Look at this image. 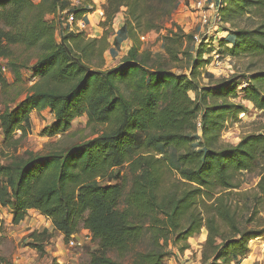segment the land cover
<instances>
[{
	"label": "trees",
	"instance_id": "trees-1",
	"mask_svg": "<svg viewBox=\"0 0 264 264\" xmlns=\"http://www.w3.org/2000/svg\"><path fill=\"white\" fill-rule=\"evenodd\" d=\"M39 1V7L49 13L62 10L59 0ZM181 1L105 0L102 24L112 23L125 10V23L115 42L119 45L140 32H156ZM223 3L224 23L231 14L247 13L249 8L264 11V0ZM31 4L28 0H0V23L9 29L0 28V59L9 57V47L16 44L32 48L45 40L47 51L33 69L37 79L33 92L19 107L0 115L5 146L17 145L20 138L15 139L16 134L24 136L30 130L33 111L49 110L54 116L55 124L45 131L49 137L66 132L83 115L104 131L64 156L14 158L7 166L0 165V206L11 210L12 224L22 222L28 211H37L51 221L64 241L81 225L102 251L90 264H117L105 256L107 251L132 253L131 264H162L170 243L183 252L187 240L205 228L201 263L241 264L249 254V242L264 236V217H260L264 170L250 218L243 215L251 205H233L230 196L239 188L236 175L251 171L258 154H264V136L247 137L235 147H214L225 122L245 113L242 106L227 101L230 96L238 97L236 83L223 81L203 88L194 84L193 77L204 64L200 56L190 77L148 67L149 53L137 57L134 51L115 68L91 70L87 62L108 49L105 36L97 40L87 39L83 33H65L56 43L53 27L43 21L19 30L20 17ZM180 31L164 38L162 47L170 58H177L182 39L192 42V37ZM234 38L233 44L220 39V47L231 46L227 50L232 57L238 53L264 55V25L251 35L234 33ZM167 40L172 46L164 45ZM260 78H249L240 93L255 109L264 111V89L259 92L253 85ZM120 85L134 87L130 100L119 93ZM6 86L0 65V87ZM190 92L195 94L194 100L189 98ZM163 94L168 101L159 106L157 97ZM198 130L201 138L194 145ZM124 165L131 183L120 206L126 178L116 185L102 182ZM167 175L175 179L170 183L172 190L163 188ZM178 185L188 189L180 190ZM257 223V227L245 229ZM146 237L147 248L136 251ZM31 238L36 244L44 243L36 233ZM43 248L34 247L40 253Z\"/></svg>",
	"mask_w": 264,
	"mask_h": 264
},
{
	"label": "rangeland",
	"instance_id": "rangeland-1",
	"mask_svg": "<svg viewBox=\"0 0 264 264\" xmlns=\"http://www.w3.org/2000/svg\"><path fill=\"white\" fill-rule=\"evenodd\" d=\"M61 3V11L47 12L39 7L40 1H31V7L26 9L19 20L18 29L28 30L39 21H43L51 25L54 29L53 40L59 43L65 37V33H83L87 39L106 38L108 49L98 58H91L87 62L91 70L108 71L126 62L129 51H134L137 57H141L149 53L147 66L162 67L161 69L174 74L175 76L190 77L191 69L195 60L201 58L204 64L197 69L196 78L193 77L194 84H198L200 88L215 87L217 83L223 81H234L238 86V97L232 99L230 96L227 101L238 106H242L245 113H240L236 119L229 118L225 122L222 131H220L214 147L218 150L237 146L241 140L247 137L262 135L264 136V111H259L254 106L243 98L240 90L246 85L248 79L256 75L261 76L259 84L253 82V85L259 92L264 89V55L257 53H238L232 57L228 52V47H220V39H226L230 43H234V33H247L251 35L258 31L264 25V11H259L257 8H249L248 12L240 15H232L227 19L228 23L223 21L216 23L215 27L201 28L196 16L187 8V3L180 2L175 8L170 18L157 31L150 33L140 32L131 39L128 38L119 45L115 42L119 38V30L125 23V10H121L112 23L109 22L103 27V6L105 0H59ZM50 5V1L45 3ZM257 9V10H255ZM74 14L76 23L69 26L66 15ZM83 23L85 28H77V24ZM111 23V24H110ZM0 28L9 31L2 23ZM184 36H198L200 42L188 43V40L182 39V46L178 49L177 58H173L166 53V49L162 47L164 38L172 36L171 32H178ZM144 36L143 39H141ZM169 39V38H168ZM203 39L207 41L203 42ZM238 39V38H237ZM236 39V41H237ZM43 40L39 45L27 48L24 45L16 44L9 47L10 56L5 59H0V65L3 69V75L6 81V87H0V115L8 110L11 111L21 105L25 98L33 92L37 79L33 76V69L37 62L40 61L47 51L43 46ZM168 47L172 46L171 41H165ZM187 53V54H186ZM100 68V69H99ZM205 74H210L214 77L210 81ZM119 93L127 100H130L134 92L133 86L120 85ZM191 100L195 99L193 92L189 93ZM168 101L166 94L157 97V105H165ZM220 101V100H219ZM221 102V101H220ZM199 123V121H198ZM197 123V124H198ZM55 124L54 116L49 110L33 111L30 114V130L21 136L18 132L15 139L18 144L6 147L4 137L0 127V165L7 166L11 159L20 158L27 159L33 157H45L50 155L64 156L73 147L86 144L92 139L101 136L104 127L90 122L86 115L76 118L72 121L69 130L66 132L49 137L45 131L51 129ZM199 129V127H198ZM196 137L198 143L201 138V132L198 130ZM203 139H201L202 141ZM201 143V142H200ZM203 143V142H202ZM264 170V154L259 153L254 167L249 172H240L236 175L234 181L239 184L238 190H233L230 196L233 205L244 207L251 205L247 211L245 209L246 218L251 217V209L256 202L257 184L260 180V175ZM126 178V189L124 196L127 195L131 177L128 173L127 166L115 168L102 183L111 185L122 183ZM175 179L171 175H167L166 181L163 184L166 189H171ZM172 183V184H170ZM180 190H187L184 185L177 186ZM240 193V194H237ZM246 194V195H241ZM241 195V196H238ZM244 196V197H243ZM238 201V202H237ZM237 202V204H235ZM240 202V203H239ZM260 217H264V204L260 209ZM10 213L6 211L1 215L5 217ZM23 223L18 224L19 227L12 230L10 221L1 220L0 226V255L2 264H10L7 262L6 255H9L10 260L13 257L23 261V264H90L94 257H99L102 251L99 248L98 241L93 240L92 236L83 229L80 225L77 231L72 235L75 236L76 246L67 247V241L62 239V234L58 233L51 221L40 215L37 211H28ZM6 223V224H5ZM17 225V224H16ZM258 226L250 224L245 229L255 228ZM14 228V227H13ZM29 230H32L31 232ZM1 233H5L4 236ZM14 233L16 236H14ZM40 235L38 240L43 241L42 244H36L31 238L33 234ZM207 232L202 228L196 235L187 240L188 248L183 252L178 250L172 243L168 247V255L163 259L162 264H202L201 253L205 243ZM147 237L136 251H144L147 248ZM64 242V243H63ZM64 244V245H63ZM15 246V247H14ZM34 247H44L40 253ZM14 248V249H13ZM13 249V251H12ZM61 253V255H60ZM6 254V255H5ZM255 254L252 260H248V256ZM132 253L120 255L116 251H107L105 256L117 264H131ZM241 262V264H264V236L256 238L249 242V254Z\"/></svg>",
	"mask_w": 264,
	"mask_h": 264
},
{
	"label": "built area",
	"instance_id": "built-area-1",
	"mask_svg": "<svg viewBox=\"0 0 264 264\" xmlns=\"http://www.w3.org/2000/svg\"><path fill=\"white\" fill-rule=\"evenodd\" d=\"M33 1V0H28ZM187 3V8L196 16L199 26L203 29L205 27H215L216 23L222 22L221 14L222 10L225 7L223 0H182L181 3ZM67 24L72 26L76 23L74 14L66 15ZM77 28L84 29L85 26L83 23H79L76 25ZM144 36L141 38L143 39ZM193 42H200L198 36H194ZM207 41V39H203V42ZM3 70V69H2ZM200 126V123L197 124ZM76 246L75 236H71L67 241V247H74ZM60 264V261H58Z\"/></svg>",
	"mask_w": 264,
	"mask_h": 264
},
{
	"label": "crops",
	"instance_id": "crops-1",
	"mask_svg": "<svg viewBox=\"0 0 264 264\" xmlns=\"http://www.w3.org/2000/svg\"><path fill=\"white\" fill-rule=\"evenodd\" d=\"M6 211H8L10 214L7 216H5V217H3L2 215H1V213L3 212V214L6 212ZM1 220L3 221V222H5V220H8V221H10V226L12 227V230H15V228L17 229L18 227H19V225L17 224V225H14V224H12V215H11V210L10 209H8V208H3V207H1L0 206V226H2V224H1ZM20 223H23V222H20ZM19 223V224H20ZM6 224V223H5ZM14 227V228H13ZM30 232L32 231V230H29ZM1 234H3V236H4V234L5 233H1ZM1 236V235H0ZM14 236H16V234L14 233ZM62 236V235H61ZM7 238H9L8 240H5V239H3L2 240V243L0 244V247H2V245H3V242H9L10 241V237H7ZM62 239H63V236H62ZM64 243V242H63ZM64 245V244H63ZM15 247V246H14ZM14 249V248H13ZM13 249H12V251H13ZM1 250V249H0ZM4 253V251H1L0 252V255L1 256H3L2 254ZM10 254H12V252H10ZM10 254L9 255H6V256H8L7 257V262L9 263V262H11L10 264H23V261L20 259V257H18V259L17 258H15V257H13V260H10ZM60 255H61V253H60ZM255 254H252V255H249L248 256V260L247 261H249V260H252V258H253V256H254ZM245 261V260H244ZM3 263V261L0 259V264H2Z\"/></svg>",
	"mask_w": 264,
	"mask_h": 264
}]
</instances>
